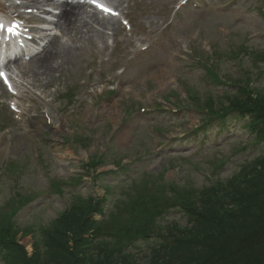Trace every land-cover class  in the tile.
Listing matches in <instances>:
<instances>
[{"label": "rangeland", "instance_id": "374dc122", "mask_svg": "<svg viewBox=\"0 0 264 264\" xmlns=\"http://www.w3.org/2000/svg\"><path fill=\"white\" fill-rule=\"evenodd\" d=\"M30 1L0 0V16L15 2ZM103 1L124 18L85 5L77 31L63 34L48 13L53 21L41 25L46 41L55 35L71 51L69 59L60 72L34 81L31 64H18L17 96L0 89V210L12 214L13 208L16 239L28 255L35 244L41 252L43 230L78 197L105 194L107 211L132 179L146 174L198 191L226 184L242 164L264 155V139L257 141L246 117L230 112L222 122L207 113L208 100L221 110L245 84L264 96V0ZM33 14L19 19L33 24ZM94 18L117 26L100 28ZM13 100L15 112L8 105ZM43 114L48 123L35 128ZM102 155V164L85 169ZM155 223L161 230L184 227L189 217L175 208ZM149 242L132 248L139 264L157 243Z\"/></svg>", "mask_w": 264, "mask_h": 264}, {"label": "trees", "instance_id": "16d2710c", "mask_svg": "<svg viewBox=\"0 0 264 264\" xmlns=\"http://www.w3.org/2000/svg\"><path fill=\"white\" fill-rule=\"evenodd\" d=\"M212 101V100H211ZM207 113L220 117L236 113L248 119L257 141L264 139V96L239 86L226 105ZM148 175V176H147ZM134 179L125 196L108 215L104 196L78 197L40 236L28 255L16 239L11 214L0 211V260L3 264H139L132 248L156 238L144 264H264V155L242 164L226 184L201 190L166 184L158 174ZM181 209L189 224L165 230L155 219L166 210ZM130 248V249H129Z\"/></svg>", "mask_w": 264, "mask_h": 264}, {"label": "bare ground", "instance_id": "6f19581e", "mask_svg": "<svg viewBox=\"0 0 264 264\" xmlns=\"http://www.w3.org/2000/svg\"><path fill=\"white\" fill-rule=\"evenodd\" d=\"M8 1V0H7ZM52 0H43L37 1L32 0L30 6H20L19 4H13L12 9V16L13 17H19L20 13L18 12L19 8H25L29 10H41L43 5H46L47 3H50ZM59 6L60 10L57 14V20L55 22V27L62 32L63 34H67L71 31H77V23L82 18V14L84 13L83 9L85 6V2L80 1H73V0H62V2H56L53 3ZM8 8L1 7V10L5 12ZM93 24H97L100 26V28L103 29H112L115 25L117 26V22L113 20H104L94 18ZM119 25V23H118ZM83 28H85V32L88 33L91 30L90 22L84 21ZM78 31L83 32L82 30L78 29ZM84 32V33H85ZM98 33H100V30H98ZM57 38L55 35L51 36V38L46 41L41 50L34 54L30 61L28 63L31 64L33 67L34 73L32 75V80L34 81V78L44 76L47 74L48 76H52L54 72L59 71L60 68L64 63H66V60L69 59L71 51L64 45H60V43L55 39ZM90 37L88 36V39ZM34 39V38H32ZM59 59V60H58ZM56 62V65L53 64ZM17 63V62H16ZM15 65L18 67V63ZM1 83V82H0ZM22 84V83H21ZM1 89V88H0ZM47 122L46 117L43 115V118L38 117L35 121V128H41L44 127V124ZM48 123V122H47ZM3 141H1L2 143ZM6 142H4V146L2 147V151L5 150Z\"/></svg>", "mask_w": 264, "mask_h": 264}, {"label": "snow or ice", "instance_id": "6c2138e0", "mask_svg": "<svg viewBox=\"0 0 264 264\" xmlns=\"http://www.w3.org/2000/svg\"><path fill=\"white\" fill-rule=\"evenodd\" d=\"M0 27H2V25H0ZM0 75H3V73H0Z\"/></svg>", "mask_w": 264, "mask_h": 264}]
</instances>
